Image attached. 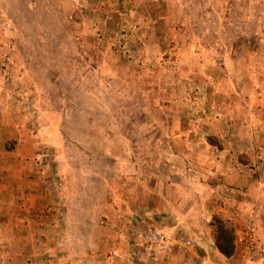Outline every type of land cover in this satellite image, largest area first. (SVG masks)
<instances>
[{
    "label": "rangeland",
    "instance_id": "obj_1",
    "mask_svg": "<svg viewBox=\"0 0 264 264\" xmlns=\"http://www.w3.org/2000/svg\"><path fill=\"white\" fill-rule=\"evenodd\" d=\"M0 264H264V0H0Z\"/></svg>",
    "mask_w": 264,
    "mask_h": 264
},
{
    "label": "built area",
    "instance_id": "obj_2",
    "mask_svg": "<svg viewBox=\"0 0 264 264\" xmlns=\"http://www.w3.org/2000/svg\"><path fill=\"white\" fill-rule=\"evenodd\" d=\"M140 238L147 248L145 254L147 253L155 261H158L159 254L162 252L170 253L172 251V245L167 242V239L153 229L145 231Z\"/></svg>",
    "mask_w": 264,
    "mask_h": 264
},
{
    "label": "trees",
    "instance_id": "obj_3",
    "mask_svg": "<svg viewBox=\"0 0 264 264\" xmlns=\"http://www.w3.org/2000/svg\"><path fill=\"white\" fill-rule=\"evenodd\" d=\"M234 238L235 236L231 231L222 226L218 227L217 248L219 252L230 257L235 250Z\"/></svg>",
    "mask_w": 264,
    "mask_h": 264
},
{
    "label": "crops",
    "instance_id": "obj_4",
    "mask_svg": "<svg viewBox=\"0 0 264 264\" xmlns=\"http://www.w3.org/2000/svg\"><path fill=\"white\" fill-rule=\"evenodd\" d=\"M64 205L66 206L67 203H65ZM217 252L219 253L218 250H217ZM88 255L90 256L91 260H92V259H95V258L97 257V254H96V252H95L94 250H91V252H90ZM180 255H181V254H180ZM182 256L184 257V254H182Z\"/></svg>",
    "mask_w": 264,
    "mask_h": 264
}]
</instances>
